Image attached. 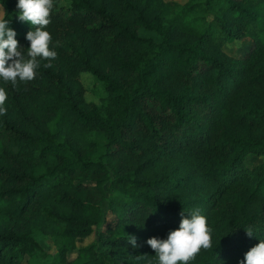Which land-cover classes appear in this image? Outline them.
I'll list each match as a JSON object with an SVG mask.
<instances>
[{"label":"trees","instance_id":"obj_1","mask_svg":"<svg viewBox=\"0 0 264 264\" xmlns=\"http://www.w3.org/2000/svg\"><path fill=\"white\" fill-rule=\"evenodd\" d=\"M19 14L0 0L27 57ZM50 20L57 57L0 79V264H156L147 240L195 208L212 246L189 264H240L264 240V0H55Z\"/></svg>","mask_w":264,"mask_h":264},{"label":"clouds","instance_id":"obj_2","mask_svg":"<svg viewBox=\"0 0 264 264\" xmlns=\"http://www.w3.org/2000/svg\"><path fill=\"white\" fill-rule=\"evenodd\" d=\"M54 3L55 0H18L19 20L35 26V30L26 35L30 41L27 57L16 39L17 33L8 27L9 21L0 16V79L11 82L13 86L17 85L18 79L31 81L40 67L38 58L51 61L57 57V52L50 49L52 36L46 30L51 23ZM56 43L59 46V42ZM43 67L51 68L52 64L46 63ZM7 98L5 88L0 87V115L7 113L4 107ZM181 216L179 228L170 231L167 239L152 237L147 240V244L155 251L156 264H189L201 249L212 246V229L199 208L193 209L188 216L182 212ZM247 232L249 236L253 235L251 229ZM129 243L134 248L138 246L134 236ZM240 264H264V240L252 247Z\"/></svg>","mask_w":264,"mask_h":264},{"label":"rangeland","instance_id":"obj_3","mask_svg":"<svg viewBox=\"0 0 264 264\" xmlns=\"http://www.w3.org/2000/svg\"><path fill=\"white\" fill-rule=\"evenodd\" d=\"M70 0H60V4H68ZM178 1H183V0H178ZM17 5H18V0H17ZM20 10V9H19ZM251 44V39L249 37H244L241 39L237 40H230L227 41L225 44L224 48L227 52L235 55V56H241L243 53L250 47ZM79 79L83 85V95L84 98L87 101L94 102L96 104L101 103V97L104 95V90H103V83L99 79H97L92 73L89 71L83 70L79 72ZM90 136L97 139L100 143H103L105 141V137L103 134L91 131ZM100 150L101 147H100ZM99 150V151H100ZM246 163L248 165H254L255 163L260 161V158L257 156H254L252 154L247 155L245 159ZM96 237V231L91 233L90 235L86 236L82 240L78 241L79 245H86L88 244L91 240H93ZM39 240L41 243H43L45 246H48L49 240L47 237H40ZM33 260L30 261V264H33ZM28 264V263H26Z\"/></svg>","mask_w":264,"mask_h":264}]
</instances>
